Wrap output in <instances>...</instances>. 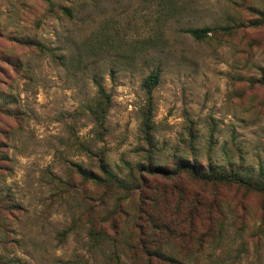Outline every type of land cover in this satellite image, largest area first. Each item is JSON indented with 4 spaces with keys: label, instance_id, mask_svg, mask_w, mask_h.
I'll return each instance as SVG.
<instances>
[{
    "label": "rangeland",
    "instance_id": "1",
    "mask_svg": "<svg viewBox=\"0 0 264 264\" xmlns=\"http://www.w3.org/2000/svg\"><path fill=\"white\" fill-rule=\"evenodd\" d=\"M209 168L264 179V0H0V264H264Z\"/></svg>",
    "mask_w": 264,
    "mask_h": 264
},
{
    "label": "trees",
    "instance_id": "2",
    "mask_svg": "<svg viewBox=\"0 0 264 264\" xmlns=\"http://www.w3.org/2000/svg\"><path fill=\"white\" fill-rule=\"evenodd\" d=\"M217 29H224L223 27L220 28H214L210 26H203V27H196V28H187L184 29L185 32L189 33L196 39H203L206 36L209 35V33L217 30ZM160 78V73L159 71H154L150 75H148L144 82L143 86L145 87L147 93L151 95V92L153 88L158 84ZM98 86V94H99V103L100 107H104L107 105L109 101V95L105 91L104 87L100 84L97 83ZM105 108V107H104ZM146 125L149 127L150 124L146 123ZM142 166H147V170L150 172H155V173H161L165 172L166 168L164 165L160 164H151L149 163L148 165H145L144 163H141L139 167ZM178 166L183 168L184 170L189 171L190 173L193 174H198L199 172L196 170L195 164L189 162V158L186 157H180L178 159ZM201 178L205 181H219V182H235L238 183L242 186L246 187H252L257 190H264V179L262 178H247L245 175H241L237 171H232L230 170L229 172H226L224 170L218 171L217 169L210 170L209 171H201ZM123 182V181H122ZM122 182H117L120 185L123 186L124 183ZM142 253L146 256L145 263L150 262L151 258H158L159 260H174L171 257H166L164 253L154 251L152 254H150L146 249L142 251ZM148 260V261H147Z\"/></svg>",
    "mask_w": 264,
    "mask_h": 264
}]
</instances>
